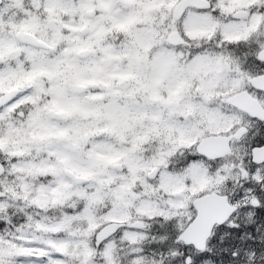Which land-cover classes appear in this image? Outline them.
I'll return each instance as SVG.
<instances>
[{
	"label": "snow or ice",
	"instance_id": "obj_1",
	"mask_svg": "<svg viewBox=\"0 0 264 264\" xmlns=\"http://www.w3.org/2000/svg\"><path fill=\"white\" fill-rule=\"evenodd\" d=\"M135 3L139 10L125 11ZM41 9L43 16L25 10L22 20L0 9V264H155L137 244L145 238L171 264H264V0H80L79 8L44 0ZM110 34L122 42L96 59ZM213 38L236 52L203 51ZM193 47L199 54L182 68L178 49ZM124 56L127 66L110 71ZM162 66L214 67L206 87L232 88L233 107L163 122L173 147L153 164H166L176 145L194 151L175 152L178 170L166 171L162 184L182 191L188 182L198 195L185 215L161 212L164 226L140 237L101 221L112 224L136 199L147 136L129 143L126 131L147 115L149 94L159 98ZM21 97L33 110L18 123Z\"/></svg>",
	"mask_w": 264,
	"mask_h": 264
},
{
	"label": "clouds",
	"instance_id": "obj_2",
	"mask_svg": "<svg viewBox=\"0 0 264 264\" xmlns=\"http://www.w3.org/2000/svg\"><path fill=\"white\" fill-rule=\"evenodd\" d=\"M44 0H22L24 5L23 9L16 8L12 0H0V9L7 8L8 12L5 13V19L8 17H14L17 20L24 19V11H30L33 15H44L41 9ZM74 6L79 8L80 0H73ZM125 7L126 12H132L139 10L140 4H128ZM65 22L71 24L73 21H78V16L66 15L64 17ZM120 35H108L105 42L102 45H98L95 53V58L102 60L105 56L103 48L112 46L119 47L121 43ZM203 51L212 53H218L222 50L227 52H236L235 48L222 49L220 47L219 38H213L210 41H203L201 44ZM182 54V59L179 61L181 67L192 64V59L195 55L199 54L195 47L178 49V55ZM92 59V58H86ZM128 64V58L126 56L112 61L110 71L119 72ZM120 66V67H117ZM247 71V70H245ZM217 75V70L214 67L206 66L202 68H194L191 71H178L174 68L161 67L158 69L159 86L157 88L158 99L149 98L146 104L147 115L142 119L133 120L126 131V136L131 143L132 140L138 137L147 136V139L140 145L139 155L142 158L144 166L138 173L136 179L132 181V187L136 196L133 205L128 208L127 212L119 218H115L112 224L107 223V220L101 221L104 226L112 227L115 224L116 227L122 228V230L131 235L140 237H147L148 235L155 236L158 231V226L163 227L164 220L160 219L161 212L168 213V219L178 215H185L187 208L189 207L188 201L192 197L197 196V193L189 191L191 184L185 182L182 185V191H177L171 188H164L161 177L166 171H177V165L179 163V157L175 152H179L181 156L185 157L191 154L194 149L190 146L181 147L175 146V151L171 157L168 158L166 164H153L152 161L158 159L164 153L169 152L172 149V145L168 142L167 134L163 131V122L168 121L170 118L180 119L183 122L187 120H197L199 118H205L207 113H210L216 109H224L225 111H231L232 105L228 102L231 97L230 93L233 92L232 88L223 87H206L214 80ZM134 83V81H130ZM7 87V86H5ZM92 93L99 91V88L92 87L89 89ZM5 95L10 99L15 93ZM137 100L141 105H145L146 96L144 93H139ZM24 97L20 100L14 101V105H19L16 111L17 122H20V112H31L33 105L28 102H23ZM205 109L206 112L202 113L201 109ZM175 110V112H174ZM178 113V114H175ZM158 116L159 119H152L153 116ZM26 119V118H25ZM154 126H158L161 129V134L157 135L155 131H152ZM227 131V129H223ZM98 141H110L117 143V141L108 136L97 137ZM162 188L164 190H162ZM231 192H229V195ZM179 205L184 208L185 211L181 212L179 208L174 207ZM55 215L54 211L49 213ZM138 246L143 249V254L149 260L155 259V264H171V257L167 252L163 250H157L152 247L151 239H143L142 242H137ZM125 250H129V245H123ZM134 250V249H132ZM163 252L164 259L160 258V253ZM175 253H179L176 249ZM155 254V256L153 255ZM182 254V253H181ZM125 264H131V258H126ZM259 264V261H258Z\"/></svg>",
	"mask_w": 264,
	"mask_h": 264
},
{
	"label": "water",
	"instance_id": "obj_3",
	"mask_svg": "<svg viewBox=\"0 0 264 264\" xmlns=\"http://www.w3.org/2000/svg\"><path fill=\"white\" fill-rule=\"evenodd\" d=\"M209 147H210V148H212V147H213V145H212V144H210V145H209Z\"/></svg>",
	"mask_w": 264,
	"mask_h": 264
}]
</instances>
